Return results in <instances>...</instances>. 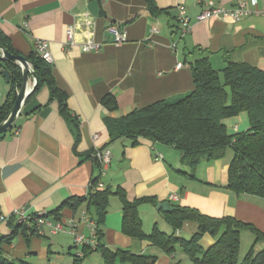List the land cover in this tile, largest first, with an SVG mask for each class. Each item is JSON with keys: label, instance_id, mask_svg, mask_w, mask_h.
Wrapping results in <instances>:
<instances>
[{"label": "crops", "instance_id": "1", "mask_svg": "<svg viewBox=\"0 0 264 264\" xmlns=\"http://www.w3.org/2000/svg\"><path fill=\"white\" fill-rule=\"evenodd\" d=\"M204 1L155 0L158 8L154 11L147 0H0V32L21 54L36 51L37 40L48 42L56 83L68 94L71 116L80 131L76 143L73 123L61 114L57 100H49L45 86L25 104L16 128L0 134L2 257L31 264H73L70 234H53L46 228L40 235L17 227L15 210L23 209L29 216L48 211L54 222L73 217L88 235L81 216L86 211L96 222L100 220L92 202L96 197L90 194L94 191L91 181L98 177L102 184L98 182L96 189L111 191L99 223L101 244L155 256V264L202 263L180 246L168 253L149 239L127 235L122 194L130 201L146 199L139 206L146 234L156 226L165 233L174 232L167 212L157 209L162 202L194 207L214 217L234 216L264 231V199L228 189L227 179L220 180L217 170L213 171L217 160L207 162V176L195 172L190 177L175 147L148 139L133 145L129 137L113 139L108 131V117L193 90L190 63L202 56H208L220 73L228 61H244L264 70V15L253 13L238 21L198 20ZM215 1L228 7L247 1L250 9L264 10V0L256 4L252 0ZM180 4L190 17L187 32L177 20ZM110 27L120 28L126 39L117 43ZM90 42L99 48L83 50ZM11 93V83L0 73V105ZM107 94L115 96L117 108L102 104ZM225 123L229 131H242L249 127V117L244 111ZM103 149L110 150L111 161L101 174L93 155ZM72 197L85 199L76 210L68 204L58 210ZM147 220L153 221L151 226ZM197 230V223L188 222L178 235L188 240ZM215 241L206 233L199 245L208 249Z\"/></svg>", "mask_w": 264, "mask_h": 264}, {"label": "trees", "instance_id": "2", "mask_svg": "<svg viewBox=\"0 0 264 264\" xmlns=\"http://www.w3.org/2000/svg\"><path fill=\"white\" fill-rule=\"evenodd\" d=\"M147 2L150 9L157 10L155 0ZM0 45L13 54H21L3 32H0ZM25 56L33 63L38 77V86L27 102L42 87H48L49 100H57L61 114L73 123L77 143L80 137L79 125L71 116L68 94L56 83L52 64L45 61L37 51ZM3 67L11 75L8 82L11 83L12 93L5 103L0 105V123L11 110L23 83L22 70L14 61H0V69ZM190 67L193 90L136 108L120 117H108L110 136L113 139L129 137L133 145L140 143V139H148L154 143L175 147L179 150L181 162L188 169L186 173L190 177H195L197 168L203 162L218 160L226 149L231 147L233 158L228 168L226 187L238 194H249L264 199V70L248 62L228 61L220 73L213 67L208 56L195 59L190 63ZM102 104L109 109L118 106L112 94L105 95ZM244 111L249 117V127L242 131H229L225 120ZM16 125L17 122L10 130L16 128ZM98 182L99 177L91 181V190L94 191L90 194L96 197L92 202L100 214V220H97L99 225L111 191L108 188L96 189ZM121 198L124 212L123 231L131 237L149 239L168 253H173L180 246L202 264H264V248L255 250L257 243L264 242V231L253 223L234 216H210L194 207L176 206L173 211L166 213V220L174 228L173 233H165L156 226L150 234H146L139 213V206L146 199L130 201L125 194H122ZM84 199L69 198L58 210L66 204L76 210ZM188 222L197 223L198 230L187 240L178 235L177 230ZM16 225L24 230L29 229L32 233L36 232L33 224L17 221ZM244 229H249L255 234V242L244 260L240 261L241 232ZM206 233L211 234L216 241L208 249H203L199 241ZM101 237L102 231L99 228V245L96 249L76 245L74 242L77 251L73 254V264H83L84 258L93 251L100 253L104 264H155V256L137 254L129 249L114 250L105 247L101 244ZM0 264L31 263L26 260H10L0 255Z\"/></svg>", "mask_w": 264, "mask_h": 264}, {"label": "built area", "instance_id": "3", "mask_svg": "<svg viewBox=\"0 0 264 264\" xmlns=\"http://www.w3.org/2000/svg\"><path fill=\"white\" fill-rule=\"evenodd\" d=\"M252 3L256 4L257 0H252ZM253 13L264 15V10L258 11L250 9L247 1H241L234 6L228 7L224 3L216 2L215 0H207L203 2V9L197 16V19L207 20L212 17H221L224 19L238 21ZM177 20L184 32L191 29L190 17L188 16L187 9L183 4L178 5ZM109 30L113 33L117 43H121L126 39V33L120 28L110 27ZM69 38L72 40L71 31H69ZM97 48H99V45L91 42L83 46V50L85 51ZM36 51L45 61L51 64L53 63L54 58L46 40L36 41ZM235 129L237 130L238 128L235 127ZM93 156L99 160L101 174H103L105 172V168L111 161L110 150H96ZM158 157L163 158V155L159 153ZM99 184H102L101 181ZM171 198L177 199L178 197L177 195H171ZM15 214L18 216L17 221L19 223L33 224L35 231L40 235H44L46 228H48L49 232L53 234L60 232L70 234L76 245H86V247H90V249H96L99 245V225L94 219L88 216L86 211L82 213L81 220L84 221L89 229L88 235L80 229L79 222L73 217L54 222L48 217V211H40L33 216H29L23 209H16ZM178 231H180V229L177 230V233Z\"/></svg>", "mask_w": 264, "mask_h": 264}, {"label": "water", "instance_id": "4", "mask_svg": "<svg viewBox=\"0 0 264 264\" xmlns=\"http://www.w3.org/2000/svg\"><path fill=\"white\" fill-rule=\"evenodd\" d=\"M14 61L22 70L23 83L21 88L17 92L16 100L5 117L0 123V134L10 130L16 123L18 118L22 115L24 106L28 98L34 93L38 86V77L34 71L33 63L23 54H13L7 50L4 46L0 45V61ZM0 73L10 81L11 75L6 68H1ZM157 209L163 210L164 212H170L175 209L169 202H162L158 204Z\"/></svg>", "mask_w": 264, "mask_h": 264}, {"label": "rangeland", "instance_id": "5", "mask_svg": "<svg viewBox=\"0 0 264 264\" xmlns=\"http://www.w3.org/2000/svg\"><path fill=\"white\" fill-rule=\"evenodd\" d=\"M229 90V89H228ZM230 100V98H229ZM233 158V149L229 147L226 149L224 155L219 158L215 162V166L213 167V171L218 172V175L220 176V180H225V178H228V168L230 165V162ZM209 164L202 163L196 170L197 174L199 176L205 177L210 173ZM148 222V223H147ZM153 221L147 220L146 225L148 224L151 226ZM255 242V234L249 230L244 229L241 232V242H240V250H239V259L240 261H243L246 257L247 253L251 249L252 245ZM264 248V242H259L255 245V250L260 251ZM73 254L76 252L75 245L72 248ZM69 257V256H68ZM74 256L70 255V258L73 259ZM83 264H104L103 259L98 251H93L89 257H85L83 260Z\"/></svg>", "mask_w": 264, "mask_h": 264}]
</instances>
